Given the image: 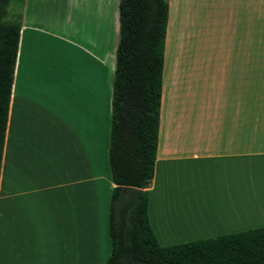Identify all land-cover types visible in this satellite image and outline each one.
<instances>
[{"label": "crops", "instance_id": "obj_1", "mask_svg": "<svg viewBox=\"0 0 264 264\" xmlns=\"http://www.w3.org/2000/svg\"><path fill=\"white\" fill-rule=\"evenodd\" d=\"M56 2L23 0L20 10L0 159V264H102L111 250L118 0H65L63 27ZM213 2L226 12L215 52L196 62L189 41L176 52L175 36L166 55L165 32L147 186L149 222L163 245L264 225V54L233 52L222 28L237 11L264 12V0Z\"/></svg>", "mask_w": 264, "mask_h": 264}, {"label": "trees", "instance_id": "obj_2", "mask_svg": "<svg viewBox=\"0 0 264 264\" xmlns=\"http://www.w3.org/2000/svg\"><path fill=\"white\" fill-rule=\"evenodd\" d=\"M12 1L22 7L23 0H0V159L21 24L19 12L8 16ZM167 18V0H118L107 149L111 250L102 264H264V225L163 245L149 222Z\"/></svg>", "mask_w": 264, "mask_h": 264}, {"label": "rangeland", "instance_id": "obj_3", "mask_svg": "<svg viewBox=\"0 0 264 264\" xmlns=\"http://www.w3.org/2000/svg\"><path fill=\"white\" fill-rule=\"evenodd\" d=\"M36 1L40 5L44 4V0ZM213 1L172 0V7H169L170 15L173 14L175 20L168 54L171 51L175 36L176 52L178 50L177 42L189 41L191 55L196 62L203 57V54H209L211 51L215 52L216 43L224 36L220 31L221 26L219 24L222 19H225L226 12L218 8ZM55 4L54 14L57 26L68 25L67 23L62 24L65 0H57ZM8 9V16L12 17L16 13H20L21 6L12 1ZM233 18L234 23L232 26H235L234 28L237 26L236 30L231 29V25L222 27L226 37L232 40H228L230 41L228 43L229 49L244 56H246L247 51L251 56L255 53L264 54V12L249 7V10L235 12ZM66 28L68 29V26ZM201 72L200 69L196 70L197 83L203 79L202 75H198L202 74ZM254 82H256L254 77H251V83Z\"/></svg>", "mask_w": 264, "mask_h": 264}]
</instances>
